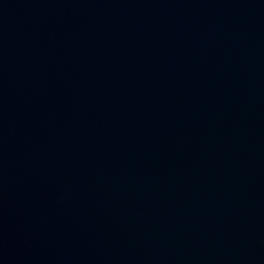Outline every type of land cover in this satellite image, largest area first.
I'll list each match as a JSON object with an SVG mask.
<instances>
[{
  "label": "water",
  "instance_id": "1",
  "mask_svg": "<svg viewBox=\"0 0 264 264\" xmlns=\"http://www.w3.org/2000/svg\"><path fill=\"white\" fill-rule=\"evenodd\" d=\"M0 264H264V0H0Z\"/></svg>",
  "mask_w": 264,
  "mask_h": 264
}]
</instances>
